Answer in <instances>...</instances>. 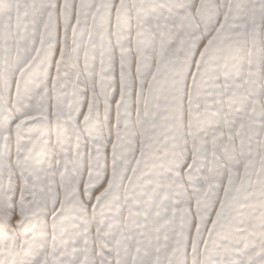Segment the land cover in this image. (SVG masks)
Instances as JSON below:
<instances>
[{
  "label": "snow or ice",
  "instance_id": "1",
  "mask_svg": "<svg viewBox=\"0 0 264 264\" xmlns=\"http://www.w3.org/2000/svg\"><path fill=\"white\" fill-rule=\"evenodd\" d=\"M0 264H264V0H0Z\"/></svg>",
  "mask_w": 264,
  "mask_h": 264
}]
</instances>
